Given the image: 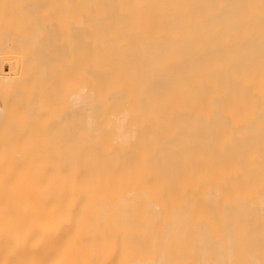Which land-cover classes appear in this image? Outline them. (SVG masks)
I'll list each match as a JSON object with an SVG mask.
<instances>
[{
    "label": "bare ground",
    "instance_id": "obj_1",
    "mask_svg": "<svg viewBox=\"0 0 264 264\" xmlns=\"http://www.w3.org/2000/svg\"><path fill=\"white\" fill-rule=\"evenodd\" d=\"M63 4L74 118L0 129V264H264V0Z\"/></svg>",
    "mask_w": 264,
    "mask_h": 264
},
{
    "label": "rangeland",
    "instance_id": "obj_2",
    "mask_svg": "<svg viewBox=\"0 0 264 264\" xmlns=\"http://www.w3.org/2000/svg\"><path fill=\"white\" fill-rule=\"evenodd\" d=\"M22 1H24V2H22ZM45 1L48 3H46ZM52 1L54 3H55V1L59 2L58 3L59 9L56 8L57 4L55 3L56 5H54L52 3ZM65 1H68V3L71 4V0H61V2H60V0H28V1L27 0H21V1L20 0H18V1L12 0V1H10V3H8V2L3 3V5L1 3L2 7H0V9H1L0 10V28H1L0 29L1 30L0 31V129H2V131L5 134H7L9 132L10 133L13 132L14 130L12 131L11 129H16L15 128L16 126H17V130H18V128L22 125L21 123L23 121L21 120L22 121L21 122L20 117L17 115L16 112H14V110H17V111H20L22 115H24V113H25V115H28L30 118H32L33 116L36 117L35 119H37V121L40 118H43V119H40L41 121H38V122L36 120H34V121H36V122H34L36 124H34L32 122L33 118H34L33 117L32 119H30V120H32L31 123H33V124L30 125L31 123H29V121H27L29 118H27L28 116H26V118H23V119H27L25 121H27L29 124L23 123L22 128H20V129L22 130L24 127V124H27V126H25L26 128H24L25 130L27 128H29V129H32V130H29L32 132L33 130L36 129V130H38V133L41 130L40 133L42 132V137H43L42 141H41L42 144L43 145H54L55 144V142H54L55 131L52 127L56 126L54 123L56 121V119L53 120V118H55V117H52V116L56 113L55 114L56 117H60V119H62L64 121V120H69L71 115L73 114L69 110L68 104L66 102H64L65 100L67 101V99H69L70 96L68 98H65L64 96L66 95V97H67L68 94L69 95L71 94L72 88L73 89L75 88V86L77 84V80H79V78H80V81H78V82H81V79H82L81 78L82 77V75H81L82 74V69H81L82 68V65H81V62H82L81 57L82 56H81V54H82V52H80V50L82 49V47L79 45V46H76V48L74 47V49H73L74 45H73L72 38L74 35V27L72 28L73 24H71V23L74 21V19H73V21H70L69 17L71 14L69 13L70 14L69 15L67 12V15H69V17L66 16V18L67 17L69 18V21H70V25H69L68 18L67 19L65 18L66 12L64 10L66 8L62 9V6H64L63 3ZM29 3L31 6L32 5L33 6L31 7L29 5ZM47 4H49L50 6L52 5L51 6L53 8L52 12L50 11V10H52V8L47 9V11H49L51 14L50 13L45 14L47 12L46 11L47 7H45V5L49 6ZM21 6L23 9L22 8L18 9ZM13 7H15L16 10H14ZM59 10H61L62 13ZM44 11H45V13H44ZM58 11L61 14H59ZM62 14L64 15L63 16L64 18L61 17ZM58 17H60V18H58ZM72 18H73V16H72ZM65 19L67 21H65ZM57 24L58 25L60 24L61 26L60 25L58 26ZM64 24H66L67 26L69 25L70 27L69 26L68 27L70 29H68V27L66 25L64 26ZM52 27H54V28H52ZM52 29L53 30L56 29V31H53ZM57 30H59L58 33H56ZM37 31H39V32H37ZM24 33H26V35H24ZM21 34H22V37H21ZM55 34H57V36H55ZM60 34H62L63 36L62 35L59 36ZM10 35L11 36L13 35L14 37L10 38L11 37ZM41 35H43L42 36L43 38H41ZM67 38H69V39H67ZM20 40H21V42H20ZM68 40H69V43H67ZM29 41H30V43H29ZM51 43L53 45H51ZM62 43H64L65 45H62ZM70 43H72V44H70ZM12 44H13V46H12ZM57 45H59V46H57ZM47 46L49 48H47ZM61 46L62 47L65 46L64 48L66 50L64 48H62ZM54 47H55V49H54ZM56 47H57V49H56ZM20 49H21V51H20ZM53 50L55 53L51 52ZM56 50H57V53H56ZM78 50L80 52L79 53L80 55H77ZM42 53H43V56L41 55ZM75 53H77V54H75ZM73 54H75V55H73ZM69 56L71 58H69ZM72 56H73V58H72ZM7 57H10V58L6 59ZM11 57H14V58H12L13 64H8L11 61ZM15 58L17 59L16 61H14ZM55 58H56V60H55ZM73 59L74 60L76 59V61H74L75 63L72 62ZM7 60H10V61L8 62ZM69 60L71 63L69 62ZM77 60L79 61V63ZM14 62H15V64H14ZM64 62H66V64ZM76 63H77V65H76ZM67 64H68V68H65L67 66ZM71 64L73 65V68L76 67L75 68V70L77 69L76 72L80 71L79 73H81V74H79V78L76 80H72L73 74H74L73 72H75V70L73 71V69L71 68V66H72ZM69 65H71V66H69ZM14 66L16 68H14ZM25 67H26V69H25ZM69 67L72 69V70L70 69L71 71L69 70ZM78 67H79V69H78ZM12 68L15 71H13ZM66 69H68V73H67ZM1 70L3 72H9V74H10L9 79L11 80V82H12V78H14V74H16L15 79H14L15 85H14V81L12 82L13 85L11 84L12 87L10 86V83H11L10 81H7V83L10 82L7 85V83L4 81V79H2V76H1L2 71ZM76 72H75V75L77 74ZM26 73H27V75H26ZM65 73H66V75H65ZM9 74H6V75L9 76ZM69 74H72V75H69ZM11 76H12V78H11ZM74 77H76V76H74ZM65 78H67V79H65ZM68 79H70V81ZM66 81H67L68 87L65 86ZM74 81H76V84ZM20 82H22V83L24 82L23 84H25V85L27 83L26 88L29 87L28 89L31 93H28V94H27V92H24V89H22L23 90L22 92L26 93L27 98H24L25 94L23 95L22 92H20V90H21L20 87L23 88L22 87L23 84ZM70 82H71V84H70ZM6 85L8 88L6 87ZM69 85H70V87H69ZM26 88H25V91H26ZM68 88H70V91ZM33 91L35 92V93H33L34 95L32 94ZM65 92H67V93L65 94ZM17 97H18V99H17ZM29 97H30V99H29ZM36 97L42 98V99H40V101H43L42 105L39 103V106L38 105L36 106L37 108L35 107V105H36V102L39 100H37ZM63 98H64V101H63ZM66 104H67V106H66ZM40 105L43 107H41ZM38 107H41V109H43L42 112L44 114L42 112L37 113L38 110L40 111V108H38ZM11 108H12V111H11ZM13 108H16V109L13 110ZM32 108H33V110H35V108L38 110L37 111L35 110V112L34 111L32 112L31 111ZM9 111H10V115H8ZM60 111H62V113L59 116ZM4 112H7V113H5L6 119L4 118V115H5ZM20 112H18V114H20ZM32 113L35 114L36 116L33 115ZM22 115H21V117H25V115L24 116H22ZM8 116L13 117V119H15L14 117H16V119L18 121H20L19 124L15 123L14 120H12V118L10 117L9 120H12L14 122L12 124V121L10 122L7 120ZM37 116L39 118H37ZM40 116H42V117H40ZM51 118H52V120H51ZM72 118H74V115H72ZM75 118H77V117L75 116ZM17 120H15V121L17 122ZM42 120H43V122H45V121L46 122L43 124ZM14 125H16V126H14ZM28 125L31 127H29ZM13 126H14V128H13ZM37 126H39L40 129H38L39 127H37ZM17 130H15V131H17ZM27 130H26V132L25 131H23V132L24 133L29 132Z\"/></svg>",
    "mask_w": 264,
    "mask_h": 264
}]
</instances>
